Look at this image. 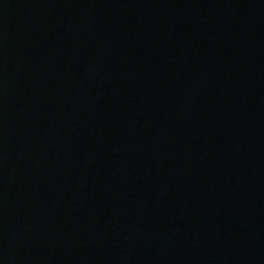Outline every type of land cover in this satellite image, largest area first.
<instances>
[{
    "label": "water",
    "instance_id": "95a60500",
    "mask_svg": "<svg viewBox=\"0 0 264 264\" xmlns=\"http://www.w3.org/2000/svg\"><path fill=\"white\" fill-rule=\"evenodd\" d=\"M235 0H0V264H204Z\"/></svg>",
    "mask_w": 264,
    "mask_h": 264
}]
</instances>
